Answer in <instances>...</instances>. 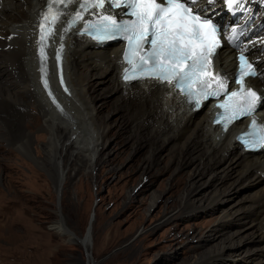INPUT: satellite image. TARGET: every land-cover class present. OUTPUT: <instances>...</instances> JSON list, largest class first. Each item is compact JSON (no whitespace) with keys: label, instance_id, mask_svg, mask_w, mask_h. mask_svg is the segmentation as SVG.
<instances>
[{"label":"rangeland","instance_id":"obj_1","mask_svg":"<svg viewBox=\"0 0 264 264\" xmlns=\"http://www.w3.org/2000/svg\"><path fill=\"white\" fill-rule=\"evenodd\" d=\"M6 79L14 80L11 76ZM91 95L97 97V114L108 123L104 147L93 159L92 170L80 162L66 168L70 177L66 181L62 177L63 189L54 188L50 174L28 154L8 140H0L2 205L10 200V209L17 213L16 218V214L0 218V264H85L87 255L97 264H195L209 257L213 259L208 264H246V253L257 254L249 244L230 255H220L217 250L235 229L244 228L249 233L254 228L252 218L245 219L239 213L225 219L224 212L230 204L255 194L259 189L256 184L264 182V176L249 172L242 185L229 186V200L219 198L210 209L201 205L190 211L181 202L188 186L198 187L196 195L202 204L217 187L202 185L205 178L194 175L197 151L191 149L184 162L175 164L173 143L161 142L163 147L156 148L140 139L148 136L134 131L128 104L116 98L108 86L98 85ZM115 108L127 110L112 113ZM37 111H29L25 123L34 124L38 119V126L31 131L35 139L32 150L44 157L42 143L46 137L38 142L35 138L43 131ZM31 123L28 128H33ZM79 164L81 171L76 173ZM254 177L257 179L252 183ZM246 205L241 201L236 206ZM260 215L264 218V210ZM59 219L76 235L74 239L71 233L53 228Z\"/></svg>","mask_w":264,"mask_h":264},{"label":"bare ground","instance_id":"obj_2","mask_svg":"<svg viewBox=\"0 0 264 264\" xmlns=\"http://www.w3.org/2000/svg\"><path fill=\"white\" fill-rule=\"evenodd\" d=\"M45 2L46 0H0V140H8L7 143L10 142L11 146L36 161L50 174L54 188L63 189L65 182H62V177L64 181L70 177L67 167L74 168L80 162L92 170L93 159L104 147L108 123L97 114L94 104L97 97L93 98L91 95L98 85L108 86L116 98L128 104L127 109L132 113L131 127L148 136L139 137L140 139H145L156 148L163 147L161 142L173 143L176 151L175 164L178 165L182 160L184 162L185 155L191 149L197 151L194 158L198 170L194 175L196 178H205L202 185L213 184L217 187L213 196L202 204L196 195L198 187L188 186L181 196V202L190 211L201 205L210 209L219 198L229 200V186L236 183L242 185L249 172L255 173V176H264V152L246 153L234 139L243 121L223 132L212 125L213 112L209 105L193 111L192 105L186 104L185 98L175 91L172 84L156 79L124 81L121 74L124 65L118 43L99 46L78 34V27H61L54 36L56 46L52 50L48 73L46 71L49 83L44 85L39 72L38 54L41 49L43 53L49 54L51 42L47 39L36 40V37L39 23L43 24L39 15L46 11ZM59 24L60 21L56 26ZM44 30L51 32L56 28L51 23L45 25ZM61 46L64 57L61 75L66 82L63 89L59 84L54 57ZM105 46L109 49H104ZM217 53L218 67L224 69L234 65V52L222 48ZM259 69L264 72V59L259 62ZM90 75L95 78L92 76L89 79ZM6 76H11L14 80L7 81ZM254 82L264 87V76H258ZM36 108L41 119L39 126L43 131L35 134V138L38 142L41 137H46V141L42 143L44 157L34 155L32 150L35 148H32L35 139L33 140L31 131L38 126V119L34 124L28 121L25 123L27 113ZM127 109L115 108L112 113L125 112ZM261 113L263 110L260 109L258 114ZM30 123L33 128H28ZM180 140L183 141L178 142ZM1 148L2 146L0 150ZM81 166H76V173H80ZM29 174L34 178L32 172L29 171ZM256 179L254 177L252 183ZM256 187L259 189L255 194L230 204L224 212L225 219L237 217L239 213L245 215V219L252 218L254 228L249 233H245L244 228L235 229L217 250L220 255H230L249 244L257 254L247 256L246 253L243 259L246 264H264V218L260 215V211L264 210V182L257 183ZM1 193L0 191V218H3V214L10 217L16 214V218L17 213L9 207L10 200H4L2 205L4 197ZM241 201H245L247 205L238 208L236 205ZM261 218L263 220L259 225ZM222 221L221 227L224 223ZM90 226L87 228L89 231ZM53 228L59 233H71L65 228L62 219L53 224ZM71 234L74 239L76 235ZM86 242L87 240L85 244ZM86 258L85 264H97L89 255ZM212 259L213 257L205 258L195 264H208Z\"/></svg>","mask_w":264,"mask_h":264},{"label":"snow or ice","instance_id":"obj_3","mask_svg":"<svg viewBox=\"0 0 264 264\" xmlns=\"http://www.w3.org/2000/svg\"><path fill=\"white\" fill-rule=\"evenodd\" d=\"M110 6L125 5L131 9L135 19L117 22L111 16H101L97 23L89 24L95 30L98 40L123 37L127 40L124 61L129 65L124 69V80L156 79L165 83L175 82L197 107L201 100L218 97L226 99L219 104L224 109L222 120L228 124L242 116L253 115L258 106L264 105V93L246 86V77L264 76L258 72L254 62H249L241 53L237 91H229V78L214 72L213 57L220 41L219 26L208 14L217 0H108ZM228 7L238 5V0H226ZM78 4L79 9H103L105 0H49L45 21L51 17L54 23L64 13L55 5ZM82 19L81 11H75L72 23ZM43 32L45 25L41 24ZM45 37L41 35V40ZM150 44L145 50L144 45ZM43 52V49H41ZM251 131L244 133V145L250 149H264V127L256 119L251 121Z\"/></svg>","mask_w":264,"mask_h":264},{"label":"water","instance_id":"obj_4","mask_svg":"<svg viewBox=\"0 0 264 264\" xmlns=\"http://www.w3.org/2000/svg\"><path fill=\"white\" fill-rule=\"evenodd\" d=\"M93 216H94V212L92 213V215H91V217H90V221H91V219L93 218ZM88 225L90 226V222H89ZM50 228L53 229L52 226H51ZM53 230H54V229H53Z\"/></svg>","mask_w":264,"mask_h":264}]
</instances>
